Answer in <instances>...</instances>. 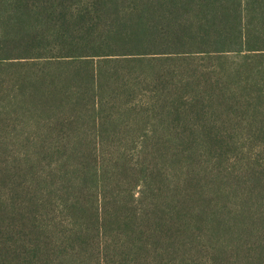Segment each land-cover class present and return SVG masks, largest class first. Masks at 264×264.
<instances>
[{"label":"trees","instance_id":"trees-1","mask_svg":"<svg viewBox=\"0 0 264 264\" xmlns=\"http://www.w3.org/2000/svg\"><path fill=\"white\" fill-rule=\"evenodd\" d=\"M237 111L264 118V0H0V264H38L49 233L67 256L182 249V197L236 172L214 129Z\"/></svg>","mask_w":264,"mask_h":264},{"label":"rangeland","instance_id":"rangeland-1","mask_svg":"<svg viewBox=\"0 0 264 264\" xmlns=\"http://www.w3.org/2000/svg\"><path fill=\"white\" fill-rule=\"evenodd\" d=\"M234 115H236L234 118H226L223 123H219L214 131L219 133L218 136L221 132L226 140L225 146L220 148L217 165L227 167L229 171L234 169L236 172L223 178L216 187L214 183H208L212 184L210 188L207 184L203 189L201 186L198 189L195 186L197 194L189 189L187 195L182 197V202L190 203L189 207L197 205L202 208L196 212L202 216V221L192 230L196 232L195 235L184 238L187 236L185 232L179 239L182 249L174 246L175 241L169 242L168 235L164 236L165 241L163 232H158L154 239H148L156 242L154 248L141 249L132 256L123 257L126 253H121V249L108 255L103 254L101 258L80 251L72 256L69 253L67 256L66 250L61 253L54 251L52 246L54 239L48 238L51 236L49 233L45 240L47 248L37 260L38 264H264V118L262 122L252 121L250 116L242 111H237ZM6 123V120L0 121L1 125ZM184 130L192 131V135L189 134L192 142L198 143L203 140V131L191 127ZM214 131L209 129L206 132L209 134V141L212 134H215ZM16 138L6 139L5 150L8 152V159L15 161L17 172L22 173L23 167L18 161L23 156V150H27L32 144L24 145L22 142L31 143L24 136ZM43 141L37 138L33 143L40 144ZM133 141L135 140L126 142L131 147L132 160L137 157L140 150L137 142L130 143ZM120 142L126 148L129 147L125 145V141ZM215 142L217 141L212 140L213 145ZM124 176L121 172V177ZM217 187L224 188L226 192L224 197L219 195ZM205 189L211 191L212 196L201 197L199 193ZM133 190L136 198L140 192L137 191L138 187ZM154 192L152 190V197L155 196ZM118 194L123 199L127 198L126 191L120 188ZM241 194L245 197L239 200L237 195ZM135 206L139 207L138 210L141 209L139 202L135 203ZM181 210L185 211L183 208Z\"/></svg>","mask_w":264,"mask_h":264}]
</instances>
